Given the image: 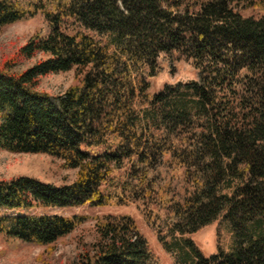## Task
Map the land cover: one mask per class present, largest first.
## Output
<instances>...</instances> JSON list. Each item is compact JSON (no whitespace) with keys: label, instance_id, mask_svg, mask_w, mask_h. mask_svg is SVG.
<instances>
[{"label":"trees","instance_id":"obj_1","mask_svg":"<svg viewBox=\"0 0 264 264\" xmlns=\"http://www.w3.org/2000/svg\"><path fill=\"white\" fill-rule=\"evenodd\" d=\"M37 14L48 32L0 64V150L76 175L0 180V235L47 247L88 218L26 212L132 204L172 264H264V0H0V31ZM181 60L194 79L151 92ZM70 70L63 94L38 90ZM218 218L231 248L204 257L189 236ZM94 228L79 264H161L130 216Z\"/></svg>","mask_w":264,"mask_h":264},{"label":"rangeland","instance_id":"obj_2","mask_svg":"<svg viewBox=\"0 0 264 264\" xmlns=\"http://www.w3.org/2000/svg\"><path fill=\"white\" fill-rule=\"evenodd\" d=\"M245 16H257L254 11L243 13ZM43 34L48 27L40 14L31 19L16 22L0 31V64L14 58L16 51L35 32ZM20 60L13 71L20 72L31 66L36 60ZM162 73L151 81V92L157 93L164 85L185 83L194 79V71L190 63L181 60L173 68L162 62ZM74 83V71L48 74L39 79L38 90L49 95H60ZM101 152L102 148L94 149ZM76 171L63 167L62 162L45 154H13L0 150V180H9L21 176L37 179L55 186L67 185L74 181ZM27 214H56L65 217L73 215L87 217L88 220L75 228L66 237L50 246L24 245L5 240L0 235V264H79L78 257L85 244L95 239L94 223L103 215H128L136 223L146 238L153 254L161 264H172L170 256L157 242L153 231L145 224L136 207L127 206L94 207L83 205L62 209H35ZM197 249L204 257L216 254L218 250L227 252L232 245V232L224 220L218 218L190 235Z\"/></svg>","mask_w":264,"mask_h":264}]
</instances>
